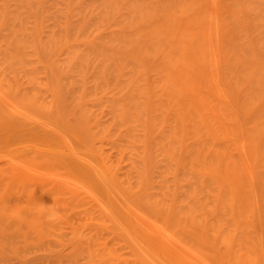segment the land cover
<instances>
[{
    "label": "bare ground",
    "instance_id": "bare-ground-1",
    "mask_svg": "<svg viewBox=\"0 0 264 264\" xmlns=\"http://www.w3.org/2000/svg\"><path fill=\"white\" fill-rule=\"evenodd\" d=\"M13 263L264 264V0H0Z\"/></svg>",
    "mask_w": 264,
    "mask_h": 264
},
{
    "label": "rangeland",
    "instance_id": "rangeland-1",
    "mask_svg": "<svg viewBox=\"0 0 264 264\" xmlns=\"http://www.w3.org/2000/svg\"><path fill=\"white\" fill-rule=\"evenodd\" d=\"M109 148H110V147H109ZM109 148H108V150H111V151H112L113 148H110V149H109ZM110 153H111V152H110ZM111 155H112L113 158H115L116 153L113 151V152L111 153ZM86 217H89V220L92 218L91 216H86ZM86 219H87V218H86ZM86 219H84V220H86ZM89 220H87V221H89ZM93 220H94V219H91V221H93ZM91 221H90V222H91ZM90 222H87V223L90 224ZM85 223H86V222H85ZM93 223H94V222H93ZM90 225H91V224H90ZM68 226H70V225H68ZM87 226H89V225L87 224ZM87 226H86V228H87ZM70 228H71V227H70ZM70 228H68V229L71 231ZM88 229H89V227H88ZM69 230H68V231H69ZM65 231H66V230H65ZM68 231L65 232V234H66V233H69ZM70 233H71V232H70ZM70 233H69V234H70ZM69 234H68V235H69ZM66 236H67V235H65L64 237H66ZM67 237H68V236H67ZM67 237H66V238H67ZM108 238H109V237H108ZM110 239H111V237H110ZM110 239H109V240H110ZM67 241H68V240H67ZM67 241H66V242H67ZM110 241H111V240H110ZM112 242H114V241H112ZM64 243H65V242H64ZM68 243H69V242H68ZM68 243H66V244H68ZM64 245H65V244H63V246H64ZM68 245H69V244H68ZM70 245H71V244H70ZM71 246H72V245H71ZM71 246H70V247H71ZM61 247H62V246H61ZM62 248H63V247H62ZM62 248H60L59 250H61ZM67 248H68V246H67L65 249H67ZM34 249H35V248H34ZM63 249H64V248H63ZM65 249H64V251H66ZM70 249H71V248H70ZM125 249H126V248H125ZM125 249H124V250H125ZM57 250H58V249H57ZM122 250H123V249H122ZM122 250H121V251H122ZM62 251H63V250H62ZM64 251H63V252H64ZM68 251H69V250H67V252H68ZM33 252H34V251H33ZM35 252H38V250L35 251ZM40 252H41V250H39L38 253H40ZM49 252H50V257H51V252H53V251H49ZM54 252L58 253L59 251H56V250H55ZM54 252H53V253H54ZM124 252H126V251H124ZM38 253H34V254H37V255H38ZM41 253L44 255V252H41ZM41 253H40V254H41ZM46 253H48V251H47ZM46 253H45V254H46ZM65 253H66V252H65ZM128 253H129V252H128ZM128 253H126V254L123 253V254H124V255H127ZM34 254H33V253L30 254V255H31L30 257H33L32 255H34ZM54 254H55V253H54ZM37 255H35V258L42 257V255H38V257H37ZM48 255H49V254H47V256H48ZM128 256H129V254H128ZM50 257H48V258H50ZM33 258H34V257H33ZM49 260L52 261V258H50ZM82 260H83V259H81V261H82ZM14 262H15V260H14ZM19 263H20V262H19ZM13 264H14V263H13ZM17 264H18V263H17Z\"/></svg>",
    "mask_w": 264,
    "mask_h": 264
}]
</instances>
